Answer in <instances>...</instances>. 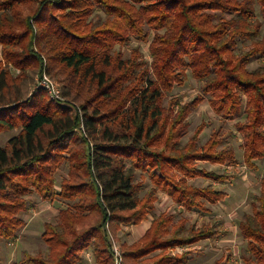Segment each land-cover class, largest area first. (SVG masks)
<instances>
[{"label": "trees", "instance_id": "1", "mask_svg": "<svg viewBox=\"0 0 264 264\" xmlns=\"http://www.w3.org/2000/svg\"><path fill=\"white\" fill-rule=\"evenodd\" d=\"M258 14L264 20V0H0V135L19 130L0 145V245L14 243L27 225V196L68 204L56 222L44 223L47 251L23 250L12 264H81L88 250L96 264H115L114 237L149 215L145 233L121 244L123 264H188L187 247L221 237L215 225L156 213V202L162 192L185 211L211 212L227 198L219 185L235 174L199 166L236 162L235 150L220 148L222 132L200 144L203 122L183 142L189 115L205 100L223 121H235L246 166L264 160ZM133 37H152L151 64L139 48L126 59L116 48ZM253 59L262 61L251 69ZM45 70L64 96L81 103V114L45 89L32 90ZM188 71L201 93L165 105ZM65 164L68 177L58 189L56 173ZM195 178L210 183L198 186ZM240 232L244 264H264V175ZM177 247L184 250L173 254ZM0 264H7L1 255Z\"/></svg>", "mask_w": 264, "mask_h": 264}, {"label": "rangeland", "instance_id": "2", "mask_svg": "<svg viewBox=\"0 0 264 264\" xmlns=\"http://www.w3.org/2000/svg\"><path fill=\"white\" fill-rule=\"evenodd\" d=\"M258 17L263 21L261 29V36H264V20L260 14ZM152 37L148 42L140 41L133 37L130 42L124 45H117L116 48L121 50L123 58H129L132 51L135 48H139L142 52V58L147 60L150 64L152 58L149 54V46ZM239 47H249V43L240 42ZM262 60L253 59L249 67L251 69L258 67ZM52 79L53 77L45 70ZM18 70H14V74L17 75ZM42 74L36 76L35 83L32 90L39 89L37 80ZM60 87L61 84L53 79ZM43 89V88H42ZM201 93V83L195 79L191 72H187L185 83L182 85H176L172 92H167L164 104L167 105L170 98L179 96L182 102H188ZM63 95V93H62ZM64 99L68 101L75 114L79 115L83 109L81 103L72 97L64 96ZM53 100V99H52ZM56 101V100H54ZM189 132L183 138V142H186L194 130L203 122L205 127L200 135V144H204L212 135L213 131L220 130L224 137V142L220 148H232L236 153V162L232 165H220L211 162H200L199 166L208 170H214L218 173H231L235 174L232 181L225 185H219L224 188L228 195L227 198L216 204L211 205V212H202L200 210H194L188 212L182 209V207L176 205L169 196L159 192V200L156 202V213L167 212L175 216L177 221L180 217H186L189 223H194L198 226L203 224L215 225L221 230L222 235L218 239L202 240L194 245L186 248L190 251V257L188 264H214L215 260L223 258L225 264H244L242 256L247 253V241L241 235L240 222L245 213L252 211L253 202L256 201V196L260 193L261 180L264 175V160L256 161V168H249L244 163L242 138L236 131L235 121H223L219 115L214 113L209 105L208 100L202 102L199 107L189 115ZM18 129L3 132L0 135V145H5L6 141L12 136L18 133ZM80 131V130H78ZM68 164H65L56 173L57 188L60 189V183L62 179L68 177ZM141 179V178H140ZM193 184L198 186H206L210 183L209 180L203 178H195L190 180ZM150 180L146 174V187L150 185ZM213 184H216L213 182ZM29 210L23 214L27 225L19 233L18 239L14 243L6 244L4 242L0 245V255L7 264H12L18 261L21 257L23 250H27L30 253H37L38 251H47V245L42 239V233L44 231V223L56 222L58 220L59 210L62 207H66L68 204L60 200L50 202L41 199L36 193L27 196ZM153 215H149L148 220H145L140 225H124L119 231V240L115 237L113 241V247L117 246L122 254L123 264V250L121 244L123 242L132 244L136 242L143 234L147 227H149L150 221ZM184 249L177 247L173 254L181 253ZM85 259L81 264H96L91 250H88L84 254ZM116 264V262H115Z\"/></svg>", "mask_w": 264, "mask_h": 264}, {"label": "built area", "instance_id": "3", "mask_svg": "<svg viewBox=\"0 0 264 264\" xmlns=\"http://www.w3.org/2000/svg\"><path fill=\"white\" fill-rule=\"evenodd\" d=\"M37 85L45 89L50 95L51 99L60 102L64 106H71L67 100L64 99L59 85L45 72L37 80ZM116 264H122V254L117 246L113 247Z\"/></svg>", "mask_w": 264, "mask_h": 264}, {"label": "crops", "instance_id": "4", "mask_svg": "<svg viewBox=\"0 0 264 264\" xmlns=\"http://www.w3.org/2000/svg\"><path fill=\"white\" fill-rule=\"evenodd\" d=\"M0 50H1V46H0ZM148 220V219H147ZM144 223V222H143ZM150 224H151V221H150ZM150 224H149V226H150ZM149 227H147L146 229H145V231L148 229ZM145 231H144V233H145Z\"/></svg>", "mask_w": 264, "mask_h": 264}]
</instances>
